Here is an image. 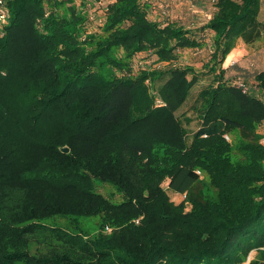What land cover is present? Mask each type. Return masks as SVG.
<instances>
[{
	"label": "trees",
	"instance_id": "16d2710c",
	"mask_svg": "<svg viewBox=\"0 0 264 264\" xmlns=\"http://www.w3.org/2000/svg\"><path fill=\"white\" fill-rule=\"evenodd\" d=\"M86 1L5 3L0 264H245L252 250L249 264H264V144L243 145L242 164L225 137L264 121V68L243 91L223 65L239 38L254 44L264 34V0H218L199 27L213 32V83L198 93L201 124L190 144L175 107L198 72L133 73V58L151 50L172 62L200 39L182 23L152 19L143 0L111 1L103 32L89 33ZM167 179L186 195L180 204ZM98 181L123 200L99 192ZM53 217L72 218L74 230L44 223ZM80 217H99L98 232L85 233ZM32 243L46 248L32 252Z\"/></svg>",
	"mask_w": 264,
	"mask_h": 264
},
{
	"label": "rangeland",
	"instance_id": "374dc122",
	"mask_svg": "<svg viewBox=\"0 0 264 264\" xmlns=\"http://www.w3.org/2000/svg\"><path fill=\"white\" fill-rule=\"evenodd\" d=\"M81 0H76L77 4H80ZM113 0H87L85 3H83V6L85 7L84 10L85 13L88 14L87 18V25H88V32L89 33H102L103 32V25L105 23L106 18V8L107 5ZM146 2L147 7H151L147 0H143ZM211 3L213 6V3L211 0H207ZM88 4V6H87ZM82 6V5H81ZM264 7V4H263ZM196 21L188 27L190 31L196 35L200 41L202 42L200 47L197 48H186L183 50H180L178 52V57L173 60L172 62L167 61H160L158 60V55L154 53L151 50L143 51L135 55L133 58V73H138L142 69H153V68H161V69H167L171 66H193L194 69L198 72V75L200 76V81L194 85L193 89L191 90V93L186 99V101L183 104H180L175 107L176 114L178 115L181 124L185 130L186 133V141L187 144L191 143V140L193 138V135L195 131L199 128L201 124V119L199 117V111L201 110V103L197 100V96L199 91L207 86L210 83H213V73H209L208 70V63L207 61L210 59L211 51H212V41H213V32L212 31H199V27L205 23L210 16V13L205 14L204 11L200 12ZM261 19L264 21V10L261 14ZM0 34H3V32H0ZM239 50L238 53L242 52L241 55H238L236 58V65L231 66L232 71L229 73V82L236 83L239 85L240 82H245L246 84L251 87L253 81V75L254 73L258 72L259 70L264 68V34L262 37L256 41L254 44H246L241 38H239L236 42L235 47L231 50V52L228 54L230 59L232 60L233 56L236 57L237 50ZM232 54V55H231ZM227 55V56H228ZM228 56V59H229ZM259 56V57H258ZM227 58V57H226ZM229 59V60H230ZM226 60V59H225ZM227 60V62L229 61ZM226 62V63H227ZM205 65V66H204ZM225 65V62L223 63ZM230 67L228 68L229 71L231 70ZM237 67L239 70L242 69L245 71L244 74H235V71ZM4 73V72H3ZM168 75H166L164 78H161L158 80V85L162 84ZM157 88H152V91H157ZM252 89V88H251ZM162 103V100L160 99L158 101V105ZM228 136V138L226 137ZM225 137L231 142L232 144V155L235 160L242 164H246L249 162V155L250 153L243 148V145L245 144H264V121L259 125L257 130L255 131H249L243 128H236L232 132L227 133ZM70 151V150H69ZM68 151V152H69ZM169 179L165 180L162 184L164 189L167 190L170 199L176 203L180 204L185 200V194L178 193L173 190H171L168 187ZM208 178L205 180V187L208 185ZM97 190L110 198L114 202H120L123 200V194L119 192L116 187L111 183H102L97 182L96 186ZM211 188V186H210ZM192 205L189 201H186V211H189L191 209ZM80 224L88 235H95L99 230V217H85V218H79ZM44 223L50 225L51 227H60L67 231H73L75 228L74 223H72V218H66V217H53L46 219ZM111 228H108V231H110ZM44 246L41 244L32 243L30 244V249L32 252H36V250H43ZM257 256V250H252L248 260L245 262V264H249V262L254 259ZM15 264H23L21 262H17Z\"/></svg>",
	"mask_w": 264,
	"mask_h": 264
},
{
	"label": "crops",
	"instance_id": "0c3cea01",
	"mask_svg": "<svg viewBox=\"0 0 264 264\" xmlns=\"http://www.w3.org/2000/svg\"><path fill=\"white\" fill-rule=\"evenodd\" d=\"M148 3L150 4V10H149V16L152 19L158 20L162 23H166L168 21H174V22H179L184 24L185 26L189 27L191 26L194 21H196L199 11L203 12L205 14L208 15V13H211L212 11V5L209 1L207 0H147ZM264 10V7L262 6L261 9V14ZM192 17V22L188 23L186 20H188V16ZM190 20V21H191ZM240 51H242L241 49H238L237 55L236 57H232L233 59L228 60V56L226 58L225 65L224 67L227 68V77L229 75V73H231L232 68L231 66L236 65V63L238 61H236V58L238 57V55H241L242 52L238 53ZM259 57V56H258ZM227 62V63H226ZM230 67V71L229 68ZM236 70L233 71L235 72V74H244L245 71H243L242 69H238L237 67H235Z\"/></svg>",
	"mask_w": 264,
	"mask_h": 264
},
{
	"label": "built area",
	"instance_id": "2783aa9c",
	"mask_svg": "<svg viewBox=\"0 0 264 264\" xmlns=\"http://www.w3.org/2000/svg\"><path fill=\"white\" fill-rule=\"evenodd\" d=\"M7 0H0V31L3 29V25L6 23L7 13L5 11V3ZM215 2L216 0H211ZM239 86L242 87L243 91L249 90V86L245 82H240ZM228 138V136L226 135Z\"/></svg>",
	"mask_w": 264,
	"mask_h": 264
},
{
	"label": "water",
	"instance_id": "95a60500",
	"mask_svg": "<svg viewBox=\"0 0 264 264\" xmlns=\"http://www.w3.org/2000/svg\"><path fill=\"white\" fill-rule=\"evenodd\" d=\"M69 150H70L69 147H63V149H62V151H63V152H66V153H67Z\"/></svg>",
	"mask_w": 264,
	"mask_h": 264
},
{
	"label": "bare ground",
	"instance_id": "6f19581e",
	"mask_svg": "<svg viewBox=\"0 0 264 264\" xmlns=\"http://www.w3.org/2000/svg\"><path fill=\"white\" fill-rule=\"evenodd\" d=\"M231 55H232V54H231ZM230 57H231V56H229V59H230ZM229 59H228V60H229Z\"/></svg>",
	"mask_w": 264,
	"mask_h": 264
}]
</instances>
